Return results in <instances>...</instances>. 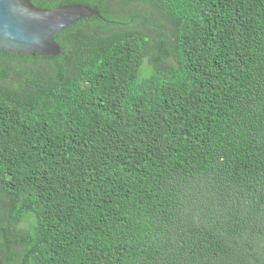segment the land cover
Masks as SVG:
<instances>
[{"label": "trees", "instance_id": "trees-1", "mask_svg": "<svg viewBox=\"0 0 264 264\" xmlns=\"http://www.w3.org/2000/svg\"><path fill=\"white\" fill-rule=\"evenodd\" d=\"M32 1L99 15L0 50V264H264V0Z\"/></svg>", "mask_w": 264, "mask_h": 264}, {"label": "water", "instance_id": "water-1", "mask_svg": "<svg viewBox=\"0 0 264 264\" xmlns=\"http://www.w3.org/2000/svg\"><path fill=\"white\" fill-rule=\"evenodd\" d=\"M98 15L97 9L85 4L42 8L32 0H0V50L56 56L61 52L56 33Z\"/></svg>", "mask_w": 264, "mask_h": 264}, {"label": "rangeland", "instance_id": "rangeland-1", "mask_svg": "<svg viewBox=\"0 0 264 264\" xmlns=\"http://www.w3.org/2000/svg\"><path fill=\"white\" fill-rule=\"evenodd\" d=\"M169 25V24H168Z\"/></svg>", "mask_w": 264, "mask_h": 264}]
</instances>
